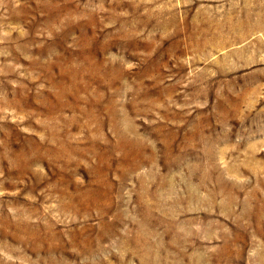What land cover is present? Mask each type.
<instances>
[{"label":"rangeland","instance_id":"1","mask_svg":"<svg viewBox=\"0 0 264 264\" xmlns=\"http://www.w3.org/2000/svg\"><path fill=\"white\" fill-rule=\"evenodd\" d=\"M0 264H264V0H0Z\"/></svg>","mask_w":264,"mask_h":264},{"label":"bare ground","instance_id":"2","mask_svg":"<svg viewBox=\"0 0 264 264\" xmlns=\"http://www.w3.org/2000/svg\"><path fill=\"white\" fill-rule=\"evenodd\" d=\"M124 140V139H123ZM122 143V142H121ZM123 144V143H122Z\"/></svg>","mask_w":264,"mask_h":264}]
</instances>
